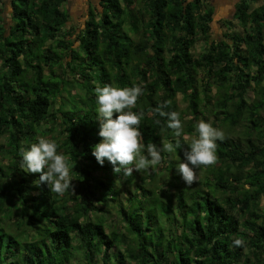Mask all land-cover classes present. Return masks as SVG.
Segmentation results:
<instances>
[{
    "label": "trees",
    "instance_id": "obj_1",
    "mask_svg": "<svg viewBox=\"0 0 264 264\" xmlns=\"http://www.w3.org/2000/svg\"><path fill=\"white\" fill-rule=\"evenodd\" d=\"M67 1L0 0V264H264V1L240 0L242 31L226 21L223 39L209 0H101L83 26ZM134 83L143 155L175 144L165 101L189 137L124 176L92 154L95 88ZM210 118L225 139L186 185L176 164ZM48 135L69 158L63 195L20 168V147Z\"/></svg>",
    "mask_w": 264,
    "mask_h": 264
},
{
    "label": "clouds",
    "instance_id": "obj_2",
    "mask_svg": "<svg viewBox=\"0 0 264 264\" xmlns=\"http://www.w3.org/2000/svg\"><path fill=\"white\" fill-rule=\"evenodd\" d=\"M142 93V85L135 83L131 87L106 84L95 88L96 113L100 121L98 135L102 139L93 146L92 154L101 165L107 159L116 174L131 176L133 171L154 169L162 161V152L173 154L175 149L182 148V139L188 140L179 113L164 111L169 104L165 101L158 105L156 111L159 116L167 117L166 126L176 137L175 144L162 143L159 148L148 144L147 156L142 154L141 116L133 111ZM194 132L183 150V160L175 167L186 185L196 181V170L215 164L217 141L225 139L222 130L203 119L196 122ZM19 151L20 168L29 174L39 173L37 185L46 184L48 190L57 195H63L73 187L69 158L58 151L54 141L38 136L29 146L22 145ZM233 244L242 247L244 242L235 238Z\"/></svg>",
    "mask_w": 264,
    "mask_h": 264
},
{
    "label": "crops",
    "instance_id": "obj_3",
    "mask_svg": "<svg viewBox=\"0 0 264 264\" xmlns=\"http://www.w3.org/2000/svg\"><path fill=\"white\" fill-rule=\"evenodd\" d=\"M240 0H217V4H212L214 6V19L211 23V28H229L225 21H233L234 24L237 23L235 20L236 6ZM101 0H68L66 8L69 10L71 16V25H80L79 17L86 14L84 19H87L88 12L91 7H98L100 9ZM234 10L232 13L228 11V8L231 6ZM85 22V21H84ZM83 22V23H84ZM234 28H238L237 25Z\"/></svg>",
    "mask_w": 264,
    "mask_h": 264
},
{
    "label": "rangeland",
    "instance_id": "obj_4",
    "mask_svg": "<svg viewBox=\"0 0 264 264\" xmlns=\"http://www.w3.org/2000/svg\"><path fill=\"white\" fill-rule=\"evenodd\" d=\"M5 1H7V0H5ZM216 1H217V0H209V2H210L211 4H215ZM263 1H264V0H258V2H257V3H254L253 6H256V5H258V4H262ZM216 4H217V2H216ZM7 5H8V8H9V7H10V6H9V2H8ZM64 8H65V6H64ZM233 10H234V8H233V4H232V8H231V6H230V7L228 8V11H229L230 13H232ZM85 17H86V14L83 15V16H81V17H79V21L81 22V26H83V24H84L83 22L86 20V19H84ZM235 20H237V19H235ZM225 24H226V21H225ZM236 24H237V27H238V28H236L237 31H238V32L242 31V28H241L240 24H238V23H236ZM226 32L229 34L231 31L227 30V28H225V27H223V28H220V27L212 28V29H211V34H212L211 39H212V38L223 39V38H225V36H226ZM204 48H205V43L202 42V41H198V42L195 44L194 53H195L196 55H199L202 51H204ZM250 95H253L252 92H250ZM180 98H181V106L185 108V107L188 105V102L182 100V96H181V95H180ZM210 121H211V123L213 124L211 118H210ZM49 137H51V136L48 135V136L45 137V138L50 139ZM187 137H189V136H187ZM196 175L199 176V174H197V173H196ZM196 177H197V176H196ZM262 205L264 206V199H263V201H262Z\"/></svg>",
    "mask_w": 264,
    "mask_h": 264
}]
</instances>
